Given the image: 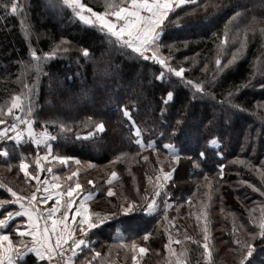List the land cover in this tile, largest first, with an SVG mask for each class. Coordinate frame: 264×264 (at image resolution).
Returning a JSON list of instances; mask_svg holds the SVG:
<instances>
[{
    "label": "trees",
    "instance_id": "1",
    "mask_svg": "<svg viewBox=\"0 0 264 264\" xmlns=\"http://www.w3.org/2000/svg\"><path fill=\"white\" fill-rule=\"evenodd\" d=\"M7 2L0 0V107L7 111L11 97L25 91L24 83L32 84L35 80L32 115L14 111L22 119H31L34 131H47L58 137L50 142L52 154L67 157V168L72 169L74 163L89 164L79 170V177L75 176L74 180L79 181L83 190L94 194L89 213H98L103 219L89 233L88 247L78 250L73 264H134L129 257L133 244L147 249L140 264H165L161 260L167 254L165 245L168 244L177 251L174 257L181 259L179 244L170 245L173 231L185 240L182 250L187 256L183 255V259L188 264H203L197 243V239L205 236L202 226L209 230L213 264H238L239 251L234 241L247 240L248 231L255 229L249 222V213L259 219L264 211V195L249 187L251 184L257 189L264 188V119H261L264 89L242 86L250 79L253 84L264 80L259 75L250 76L252 66L264 62V35L260 32L264 28V7L261 6L264 0H217L221 8L209 9L207 14L203 9L189 15L176 10L181 15L182 26L168 23L161 44L171 48L161 46L159 51L162 58H168L171 53L168 65L176 69L183 67L185 79L202 83L205 93L196 94L195 98L193 89L180 78L167 73L159 63L144 60L131 49L114 44V38L106 36L98 26L81 22L70 8L53 7L50 0H17L19 12L9 10L6 14L3 5ZM80 2L93 11L104 12L108 0ZM48 10L51 14L42 19ZM236 11L241 15L229 23L224 45L228 50L222 51L220 38L225 35L229 17ZM252 16L258 21L255 31L248 27ZM241 39L246 44L239 58L217 72L216 59L226 63L231 52L240 47ZM62 40L69 42L70 51L46 61L43 70L47 75L37 78L35 71L27 67L31 63L30 52L42 55ZM82 48L89 49V59L82 56ZM162 71L164 79L157 80ZM57 82L65 91L56 100L49 99V90L56 91ZM238 86H241L239 91ZM168 91L174 97L165 106L161 100ZM70 93L74 101L76 97L88 100L90 108L74 112L73 107L69 117L59 116L56 106ZM229 93H232L230 98ZM229 99L231 103L227 102ZM118 102L132 109L144 144L152 141L155 151L142 149L134 142L136 137L119 111ZM161 108H165L163 116ZM177 119L181 120L179 125ZM101 121L105 130L95 132V124ZM210 121L214 122L211 128ZM60 122L67 124L71 131L61 132ZM173 126L177 128L175 135L171 131ZM90 132L93 135L89 136ZM212 137L218 139V146L206 143ZM164 143L175 145L180 156L178 161L170 158L163 149ZM25 147L33 153L30 144ZM8 150L9 161L0 164L3 169L0 185H4L0 187V199L5 200L12 199L7 187L23 184L18 171L19 155L12 145ZM201 151L206 154L204 159L199 156ZM239 160L248 163L241 164ZM8 164L12 165L11 170ZM221 164L224 166L222 177L218 167ZM113 171L117 173L115 177L111 175ZM164 172H172V177L160 189L156 207L146 215L139 207L144 205L145 196L151 198L156 175L163 176ZM12 176L16 177V183ZM109 188L114 195L107 194ZM128 199L137 202L136 211L120 210L118 206L126 207ZM101 200L106 205L93 206ZM13 210L10 204L0 206V218ZM91 218L96 219L94 215ZM146 233L149 234L147 241L143 239ZM254 255V264H264V246L258 245Z\"/></svg>",
    "mask_w": 264,
    "mask_h": 264
},
{
    "label": "snow or ice",
    "instance_id": "2",
    "mask_svg": "<svg viewBox=\"0 0 264 264\" xmlns=\"http://www.w3.org/2000/svg\"><path fill=\"white\" fill-rule=\"evenodd\" d=\"M50 4L53 7H59L61 5L70 8L76 17L83 23L89 24L91 26H98L99 30L105 33L106 36L114 38L113 43L121 48L131 49L132 52L138 54V56L144 60H152L153 62L159 63L162 68L166 70L167 73L175 75L184 81L191 89H193V98L196 94L203 95L205 93V88L202 83H194L191 80L184 78V68L179 69L173 68L168 65L167 59L171 58V53H169L168 58H162L160 55V47L167 46L171 48V45H162L161 41L165 33V29L168 23L175 24L177 27L182 26L181 15L176 12L177 9H181L184 15H189L195 13L199 9H203L204 13L207 14L209 9L219 10L221 8V3L217 0H119V2H113V0H108L105 4L104 12L93 11L92 8H86L80 0H50ZM189 5L192 6L189 9H184L182 6ZM264 7V5H261ZM243 7V6H238ZM4 12L10 10L11 13L19 12V5L17 0H9V2L3 5ZM251 11V10H248ZM90 13V16L86 18L85 13ZM247 14V13H245ZM241 15V12L236 11L234 15L229 17V22L225 24V35L220 38V46L222 51H227L224 48L226 44V38L228 36V27L231 21L235 20ZM175 16V19H173ZM94 18V19H93ZM258 23L256 16H252L248 27L255 31V26ZM261 35H264V28L260 29ZM68 41L62 40L57 44L51 51L45 52L42 55H38L35 51L30 52L31 63L27 66L29 69L34 70L36 77L41 75H47L43 70V65L46 61L54 59L59 53H67L70 48L67 46ZM240 47L236 48L231 52V58L227 60L226 63H222L221 59L217 58L215 63L217 65L216 71L219 72L221 68H227L232 65L241 54V49L245 47L246 41L241 39L239 41ZM81 54L85 59L90 58V51L87 48H82ZM151 52L152 55H147ZM127 54V53H125ZM252 72L250 76L255 78L257 75L264 77V62L261 64H254L252 66ZM165 77V72H161L156 79L163 80ZM35 85V80L32 84L24 83L23 91L20 95H13L11 97V104L7 107L5 111L4 107H0V124H5V117L9 115L12 116V122L7 128H0V141H14V143L19 146L22 142L25 134L29 137L30 142L36 146L40 147L41 144L44 145L46 149L51 150V144L49 141L55 140L58 137L51 135L49 132H42L39 137L35 133L32 125L33 121L31 119H21V117L16 115V111L26 112L29 116L32 115V109L34 107L32 100V88ZM243 87H259L264 89V80L257 81L255 84L252 80L245 82ZM237 87V91L239 88ZM229 98L232 93L228 94ZM174 97L172 91L166 92L161 100V103L167 106ZM231 103L229 99L227 101ZM223 103V102H222ZM119 104V102H118ZM27 105V106H25ZM235 107L236 105H232ZM260 107V105H257ZM16 110V111H14ZM119 111L122 112L123 117L129 122L130 129L133 130L134 136L136 137L135 143L139 145L140 148H150L156 150L155 145L152 141H149L147 145L144 144L141 136V130L136 126V121L132 116V109L127 105L119 104ZM165 108H161L160 114L163 116ZM89 119H92L89 117ZM264 119V117H261ZM17 120L24 124L25 127L21 129L17 124ZM55 123V121H53ZM181 120L177 119L176 124L179 125ZM213 121L209 122V128L212 127ZM95 132H103L105 130V125L103 122H97L94 126ZM60 131L67 132L71 131L67 124L60 122ZM172 134L175 135L177 132L176 127L171 128ZM12 132L13 135H8ZM89 136L93 135L92 132L88 133ZM211 135V132H210ZM206 143L209 146L219 144L218 139L212 137L207 139ZM163 149L167 150L170 158L173 161H178L180 156L175 151V145L173 143H164ZM219 155V153H217ZM205 152L201 151L199 156L201 159L205 158ZM0 157L8 158L9 151L7 147H0ZM119 158V157H118ZM39 159V157H37ZM55 160H61L62 162L67 159V157L53 156ZM147 160V157H143ZM189 159H192L189 157ZM241 164L248 163L244 160L237 161ZM194 165L196 161H193ZM264 164V161H262ZM28 165L23 159L19 161V169L24 172L25 177H28L29 173L25 171ZM221 172V177L223 176V165H218ZM12 165L8 164V169L11 170ZM40 165L37 163V172H39ZM51 171V169H49ZM260 171V169H258ZM75 175V173H73ZM112 177H115L117 173L112 172ZM172 172H164L163 176L159 174L156 175V183L154 185L153 194L151 198L147 196L144 197V205L139 207L140 211H143L146 215L151 213L156 207L157 196H159L160 189L164 187L166 181L171 179ZM32 179H38V176H33ZM262 181H264V176H262ZM91 184L92 181H89ZM4 187V185H0ZM52 188H59V184L51 186ZM249 187L253 191L259 190L262 195H264V188L257 189L255 186L249 184ZM80 185L76 184L75 188L71 185L68 188L67 196L70 198L66 201L65 205L61 206L60 203V193H55V203L45 209H40L37 206L40 204H47V202L53 199V193L50 191L49 186L43 187V195L37 196V192L40 188H37V192H33L30 197H24L19 195L16 191H13L11 187H7V192L12 197L11 200L0 199V206L11 204L16 205V209L13 211H7L0 218V264H19V261L25 257L26 253H34L38 262H47V264H73V258L77 256L78 250L88 247L90 240L87 238L88 233L91 229L96 228L99 223H103V219L100 218V214H90L88 208L85 207L83 201L80 202L79 207L75 211L70 213L73 208V201L71 199L75 189H79ZM107 194L109 196L114 195L111 188L108 189ZM121 211L128 213L137 210V202L132 199L127 200V206L123 204L118 206ZM60 213L58 219H52L56 213ZM95 216L96 219H92L91 216ZM115 215V213H112ZM250 223L255 225L254 230L248 231V239L241 242L240 240H235L234 243L237 245V250L239 251L238 264H254L257 246H264V211H262L259 219L252 217L251 212ZM14 217H25L26 221L25 227L21 230L19 226L14 229L20 240L17 243H13L9 239V235L5 234L4 230L11 226V221ZM79 217V220H77ZM48 220H51V225H49ZM43 222V223H41ZM75 222L73 226L72 223ZM63 225V227H60ZM79 229L77 234L76 229ZM235 230V229H234ZM78 236V238H77ZM25 237H30V242L24 240ZM149 234H145L143 239L147 241ZM206 243L204 244V255L205 259L210 256L209 247L207 244L208 235L207 230H205ZM257 241V243H253ZM67 245V247H65ZM167 247V245H165ZM133 251H136V245H133ZM147 251L146 248L140 247L139 252L141 254ZM70 253V255H69ZM99 255V253H95ZM137 257L132 256V260L136 261ZM179 264V261L177 262Z\"/></svg>",
    "mask_w": 264,
    "mask_h": 264
},
{
    "label": "crops",
    "instance_id": "3",
    "mask_svg": "<svg viewBox=\"0 0 264 264\" xmlns=\"http://www.w3.org/2000/svg\"><path fill=\"white\" fill-rule=\"evenodd\" d=\"M39 137V136H38ZM51 141H49L50 143ZM30 144L33 148V153L26 151L27 148L25 145ZM51 144V143H50ZM12 145L19 155V161L23 159L25 163L28 165V167L25 169L29 173L28 177H25L24 172H21L19 169V164H18V171L22 177L23 184L22 187L21 184L17 186V188H12L13 191H16L19 195L24 196V197H30L33 192H37V188H40V191L37 192V196H42L43 193V187L44 186H49L50 191L53 193V199L49 200L47 204H40L37 207L40 209H45L51 207L55 203V193H60V203L61 206L65 205L66 201L70 199L67 196V191L69 186L71 185L73 188H75L76 184H79L74 180L75 175L72 174L70 168H67L66 162L67 160H64L63 162L61 160H55L53 159L52 154V145H51V150L49 153V149H46L43 144L40 145L39 148L34 146L31 142L29 137L25 134V136L22 139V142L20 145L22 146H17L14 141H10L8 145L4 147H8ZM9 151V150H8ZM10 154V151H9ZM39 157V159H37ZM9 158V157H8ZM8 158L0 157V164L3 162L9 161ZM8 163V162H7ZM37 163L40 165L39 172H37ZM1 168H3L1 166ZM51 169V171H49ZM3 169H0V173H2ZM33 176H38V179H32ZM73 178V179H72ZM59 184V188H52V185ZM80 185V184H79ZM24 187H27V191L23 189ZM75 195L72 199L73 201V208L70 210V213L75 211L77 207H79L80 202L83 201L85 207L88 208L89 211V204L91 200L94 197V194L91 193L90 191H85L82 189V186L80 185L79 189H75L73 192ZM11 205V204H10ZM14 207V210L16 209V205H12ZM60 213H56L52 219H58L60 217ZM79 220V219H78ZM26 221L25 217H14L13 221H11V226L17 224L19 225V228L22 230L25 227ZM43 223V222H41ZM49 225H51V220H48ZM75 225V222H70ZM10 226V227H11ZM9 228L5 229L4 232L5 234L9 235L10 241H12L14 244L17 243L20 238L16 234H11L9 231ZM60 227H63V225H60ZM94 229V228H93ZM91 229L89 233H92ZM77 234L79 233V229H76ZM24 240L26 242H30L31 238L30 237H25ZM46 262V261H45ZM34 263H39L35 257L34 253H26L25 257L19 261V264H34Z\"/></svg>",
    "mask_w": 264,
    "mask_h": 264
},
{
    "label": "rangeland",
    "instance_id": "4",
    "mask_svg": "<svg viewBox=\"0 0 264 264\" xmlns=\"http://www.w3.org/2000/svg\"><path fill=\"white\" fill-rule=\"evenodd\" d=\"M45 2H47V1H45ZM45 12L46 13L44 15H42V19L48 18V15L51 14L50 10L45 11ZM85 16L87 18L88 16H90V13H87L86 12L85 13ZM87 25H89V24H87ZM147 55L151 56L152 53L151 52H148ZM135 75H136V78L135 79L138 82L139 75L137 73ZM100 77L103 78V79H107L108 80V78L105 75H103V74H100ZM64 91H65V89L63 87H61V85L59 84V82H57V89H56V91L55 90H53V91H50L49 90L48 98L49 99L56 100V98H59V96H61V93H63ZM71 95H73V94L70 93V94L66 95L67 98L66 99L65 98H62L63 101L60 104H57V106H56L57 108L55 110L56 111V114H58L59 116H63V117H67V116L69 117L70 113L72 112V108L73 107L76 108V110L74 112H81V110H85L86 108H90V105L91 104H90V102L88 100H85L82 97L80 99L79 98L77 99V97H76V101H74L73 100V97H71ZM140 97H142V96H140ZM46 105H49V101L48 100L46 101ZM211 115H212V117H214V114L213 113ZM8 119H13V118L12 117H5V121L8 120ZM17 121L20 123L19 120H17ZM213 121L215 122L216 120L214 119ZM20 124L25 127L24 124H22V123H20ZM35 133L37 135H40L41 134L40 132H36V131H35ZM88 166H89L88 163L87 164L86 163H74L72 165L71 172H72V174L75 173V176H78L79 177V172H80L79 170L84 169V168H87ZM3 173H5V172H3ZM11 179L13 181H15L16 180V177H13L12 176ZM15 183H16V181H15ZM74 195L75 194L73 193V195H72L71 198H73ZM101 204L106 205V201H104V200L97 201L95 204H93V206L98 207ZM90 205L91 204H89V207H90ZM78 219H79V217H77V220ZM18 226H17V224L12 225L10 227V229H9L10 233L16 235L17 233H16V231H14V229H16ZM202 229L207 230V234H209L208 228H205V226H202ZM172 233H173L172 236L169 237L170 239H172V241L170 242V245H171V243L172 244H179V250H181V252H180V258L181 259H178L177 257H174V256H176L177 251L175 250V248H173V246H169V244H168V246L166 248L167 254H165V256L163 257V260H161V261L164 262L165 264H177L178 261H179V264H188L187 263V260L183 259V257H186L187 256V252L184 251V250H182L183 249L182 247H183V244H184V241H185L184 238H182L179 233L177 234V231H173ZM204 237L205 236H202L201 238L197 239V243L199 244V247H200L199 259L201 261H203V264H213L214 263L213 262L214 257L212 256V252L213 251H212V248L210 247V244H209L208 240H207V244H208V247H209L210 256L207 259H205V255H204V244L206 243V241H205ZM191 239L192 238L189 237V240H191ZM133 245L131 246V253H130V256H129L130 257V260H131V263L140 264V260L144 257V254L145 253L141 254L139 252V248L140 247L137 244H135L136 245V251H133ZM108 253H110L109 248H108L107 254ZM146 253H147V251H146ZM133 255H135L137 257L136 261H133L132 260V256ZM222 256H225V255H222ZM172 257H174V259H172Z\"/></svg>",
    "mask_w": 264,
    "mask_h": 264
},
{
    "label": "built area",
    "instance_id": "5",
    "mask_svg": "<svg viewBox=\"0 0 264 264\" xmlns=\"http://www.w3.org/2000/svg\"><path fill=\"white\" fill-rule=\"evenodd\" d=\"M11 122H12V119L6 120L5 124H0V128H7L10 125ZM16 122H17V124L19 125V127L21 129L24 128V126L21 125L18 121H16ZM8 135L11 136V135H13V133L12 132H9ZM37 136H39V135H37ZM3 143H5V142L4 141H0V145L3 144ZM89 237H90V234L88 233V237L87 238L89 239ZM77 238H78V236H77ZM65 247H67V245ZM69 255H70V253H69Z\"/></svg>",
    "mask_w": 264,
    "mask_h": 264
}]
</instances>
